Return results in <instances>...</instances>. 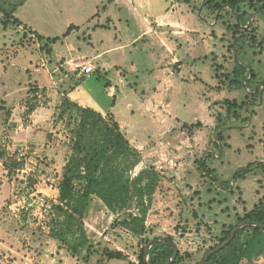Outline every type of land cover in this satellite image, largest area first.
<instances>
[{
  "label": "rangeland",
  "instance_id": "374dc122",
  "mask_svg": "<svg viewBox=\"0 0 264 264\" xmlns=\"http://www.w3.org/2000/svg\"><path fill=\"white\" fill-rule=\"evenodd\" d=\"M21 1L13 14L21 24L0 25V264L137 262L143 243L113 227L115 216L100 205L87 216V235L97 251L109 248L124 260L97 252L84 262L49 236L57 175L71 154L67 116L57 107L69 81L85 76L90 89L102 87L103 116L140 153L131 177L149 167L162 176L143 241L171 237L190 255L181 264L199 263L264 196L256 169L264 162V18L251 13L242 26L236 7L226 12L224 2L214 17L206 0H0V7L10 12ZM243 1L239 9L247 11ZM70 26L78 29L63 38ZM33 31L60 40L43 48ZM31 89L38 107L27 115ZM225 100L236 103L229 115ZM10 157L23 168L8 171Z\"/></svg>",
  "mask_w": 264,
  "mask_h": 264
},
{
  "label": "trees",
  "instance_id": "16d2710c",
  "mask_svg": "<svg viewBox=\"0 0 264 264\" xmlns=\"http://www.w3.org/2000/svg\"><path fill=\"white\" fill-rule=\"evenodd\" d=\"M220 1L222 2L219 3L218 0L205 1V8L214 17L224 7L222 3L226 2V12H229V9L234 11V7L237 8L236 17L242 26L246 25L251 13H258L256 17L264 18V0ZM242 1L245 3L243 8L247 11L239 9ZM23 3L24 1H21L14 5L10 12H6L0 7L2 15L0 25L3 28H7L10 24H21L18 19L13 17V14ZM222 15L223 13L218 16L222 17ZM203 19H206L205 15ZM251 27L252 24L246 30L249 33L247 38L250 44L256 41L254 30L248 32ZM98 28L106 29L105 26H98ZM77 29L78 27L70 26L63 38L67 37L72 30ZM33 35L38 42L44 43L43 48L60 40V38H44L35 32ZM82 81L83 79H79L77 83L69 81V89L73 90ZM229 86L232 88L237 86V83L230 81ZM30 92L32 98L26 102L25 114L27 115L38 107L36 98L38 89H31ZM43 92L45 91L43 90ZM62 95L63 99L57 110L59 117L67 116V127L70 128L72 135L71 154L57 175L58 198L50 221L49 236L65 246L73 256L84 262H88L90 257L97 252H100L101 257L108 261L124 260L125 256L121 252L105 247L97 251L87 235V216L94 205H100L115 216L113 227L126 231L143 243L144 246L139 251L135 264H146L144 260L145 247L149 243V240L143 241L148 231L146 220L153 195L162 176L154 167H149L141 170L132 178L131 173L141 162V156L137 150L130 146L120 124L109 114L104 117L94 110L80 107L71 102L67 97V92H62ZM235 104L227 100L223 102L227 115ZM255 164L239 170L235 174L233 182L243 179L247 171ZM257 164L256 169L261 170L264 174V163ZM5 168L10 172L13 169H22L23 162L19 158L10 157L9 164H6ZM202 168L204 172L205 164H202ZM242 223L264 226V196L252 210L245 212L243 217L238 220V225ZM236 226L229 227V230L224 231L218 244L208 248L205 253L222 245ZM165 239L172 241L171 237ZM173 253V247L170 244L157 243L149 251L148 264H168ZM189 257L188 253L183 256L178 252L173 264H181L183 258ZM261 257H264V229L245 226L235 233L226 248L210 257L204 264H252Z\"/></svg>",
  "mask_w": 264,
  "mask_h": 264
},
{
  "label": "crops",
  "instance_id": "0c3cea01",
  "mask_svg": "<svg viewBox=\"0 0 264 264\" xmlns=\"http://www.w3.org/2000/svg\"><path fill=\"white\" fill-rule=\"evenodd\" d=\"M92 18H93V16L90 18V20ZM31 31H32V29H31ZM81 79H83V81L80 82V84H78V86H76V88H74L73 90L68 89V91H65V92H67L68 99L71 102L76 103L80 107L94 110L103 116L105 107H104V104H100L99 98L97 97L99 95L101 89H102L101 85H99L95 81V83H97V84H94V88L90 89V87L87 86L86 84L92 82V81H90L92 79V76H85Z\"/></svg>",
  "mask_w": 264,
  "mask_h": 264
},
{
  "label": "water",
  "instance_id": "95a60500",
  "mask_svg": "<svg viewBox=\"0 0 264 264\" xmlns=\"http://www.w3.org/2000/svg\"><path fill=\"white\" fill-rule=\"evenodd\" d=\"M255 16V15H254ZM253 17H251L250 19V22L253 20ZM249 22V23H250ZM245 84V83H244ZM255 93V91L253 92ZM261 163H264V162H261ZM258 166V164H256V167ZM245 226H249V227H255V228H258V229H264V226H259V225H255V224H251V223H242V224H239L237 225L230 233L229 237L227 238V240L220 246L216 247L215 249H213L212 251H209L207 253H205L203 255V257L201 258L199 264H204L206 260H208L210 257H212L213 255H215L216 253H218L219 251H221L222 249L226 248L228 246V244L231 242V240L233 239L235 233L242 229L243 227ZM157 243H168L170 244L172 247H173V257L172 259L169 261L168 264H173L177 255H178V248L176 246V244L173 242V241H168L166 240L165 238H158V239H153L152 241H150L145 249V255H144V260H145V263L148 264V256H149V251L150 249L152 248L153 245L157 244Z\"/></svg>",
  "mask_w": 264,
  "mask_h": 264
},
{
  "label": "built area",
  "instance_id": "2783aa9c",
  "mask_svg": "<svg viewBox=\"0 0 264 264\" xmlns=\"http://www.w3.org/2000/svg\"><path fill=\"white\" fill-rule=\"evenodd\" d=\"M92 72V69L90 67H83L82 73L84 74H90Z\"/></svg>",
  "mask_w": 264,
  "mask_h": 264
},
{
  "label": "flooded vegetation",
  "instance_id": "af4514ba",
  "mask_svg": "<svg viewBox=\"0 0 264 264\" xmlns=\"http://www.w3.org/2000/svg\"><path fill=\"white\" fill-rule=\"evenodd\" d=\"M254 91H256V89H254Z\"/></svg>",
  "mask_w": 264,
  "mask_h": 264
}]
</instances>
